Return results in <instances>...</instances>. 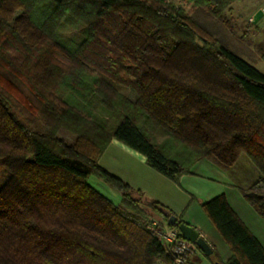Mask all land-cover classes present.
Masks as SVG:
<instances>
[{
	"label": "trees",
	"instance_id": "1",
	"mask_svg": "<svg viewBox=\"0 0 264 264\" xmlns=\"http://www.w3.org/2000/svg\"><path fill=\"white\" fill-rule=\"evenodd\" d=\"M186 1L222 17L240 0ZM112 139L173 182L198 160L245 154L260 177L240 191L264 218V73L166 0H0V264H171L142 207L185 222L99 164ZM201 209L229 249L223 264H264L223 193Z\"/></svg>",
	"mask_w": 264,
	"mask_h": 264
},
{
	"label": "crops",
	"instance_id": "2",
	"mask_svg": "<svg viewBox=\"0 0 264 264\" xmlns=\"http://www.w3.org/2000/svg\"><path fill=\"white\" fill-rule=\"evenodd\" d=\"M245 5L241 1L236 5L232 4L231 7L236 11ZM250 15L254 17V11ZM99 164L109 172L122 177L146 197L159 201L176 217L181 216V220L194 228L207 242L211 249L210 255L222 263L229 259V249L201 209V203L215 195L223 193L226 196L232 209L264 246V218L245 201L240 191L248 188L260 177V172L245 154H241L230 167L221 166L210 159L196 161L191 167V172L179 178V182H186L189 188L187 191L181 185L178 186L184 190L186 198L174 188L175 184L170 179L150 168L143 155L115 139L110 141L102 153ZM202 170L214 185L203 192L195 188L191 182L192 177L202 176L200 172ZM187 194L190 197L189 202ZM149 209L144 208L148 215L152 214ZM194 246L196 250L187 264H214L209 258L210 255H205L196 245Z\"/></svg>",
	"mask_w": 264,
	"mask_h": 264
},
{
	"label": "rangeland",
	"instance_id": "3",
	"mask_svg": "<svg viewBox=\"0 0 264 264\" xmlns=\"http://www.w3.org/2000/svg\"><path fill=\"white\" fill-rule=\"evenodd\" d=\"M167 2H171L175 5L176 8H181L187 15H191L194 17L199 23L205 26L214 36L226 47L240 56L243 60L250 63L257 70L264 73V0H240L235 1L234 5L239 2H244L246 5L242 8H237L236 11L233 8L227 7L222 14V17H215L207 10L200 7H193L190 2L186 0H166ZM231 4V5H232ZM254 11V17H251V13ZM119 91L127 96L128 90L119 87ZM67 100L72 101L74 103L78 102V99L75 97H66ZM15 111L20 112L23 117H27L31 119V117L24 112L23 109L17 104L14 107ZM108 111L102 107H99L94 112V119L100 123L107 121L108 119ZM110 122H112L110 120ZM58 137H67L68 139H72L71 135L68 134L64 129H60L57 132ZM166 133L163 130H158L155 135V141H161L165 138ZM202 176H194L192 177V184L199 191L203 192L208 188H211L213 183H211L206 177L205 172L200 171ZM112 173V172H111ZM114 174V173H112ZM116 175V174H114ZM118 176V175H116ZM120 177V176H118ZM123 179L122 177H120ZM218 179V178H217ZM124 180V179H123ZM125 181V180H124ZM172 181V180H171ZM87 182L94 187L99 193L104 195L113 203H119L121 200V194L102 181L95 175H89L87 178ZM173 182V181H172ZM175 184L174 188L179 190L178 192L182 195V197L186 198V193H183L184 190L179 189L178 186L184 187L187 191H189L186 186V182H173ZM161 186V184L159 183ZM177 186V187H176ZM188 202L189 194H187ZM187 202V200H186ZM142 208H149L143 206ZM151 210V209H149ZM152 211L151 216H155L159 219L162 217L157 214L155 211ZM182 213V212H181ZM180 213V214H181ZM164 221V220H163ZM164 222H167L166 220ZM212 257V256H211ZM212 261L220 262L212 257Z\"/></svg>",
	"mask_w": 264,
	"mask_h": 264
},
{
	"label": "built area",
	"instance_id": "4",
	"mask_svg": "<svg viewBox=\"0 0 264 264\" xmlns=\"http://www.w3.org/2000/svg\"><path fill=\"white\" fill-rule=\"evenodd\" d=\"M151 215H148L147 229L170 252L171 264H187L196 250L194 244L184 239L178 228Z\"/></svg>",
	"mask_w": 264,
	"mask_h": 264
},
{
	"label": "water",
	"instance_id": "5",
	"mask_svg": "<svg viewBox=\"0 0 264 264\" xmlns=\"http://www.w3.org/2000/svg\"><path fill=\"white\" fill-rule=\"evenodd\" d=\"M171 220H173V218H171ZM178 229L184 239L196 245L198 249H200L205 255L211 254V249L209 245L194 228H192L188 224L181 223L179 224ZM214 264H223V263L216 261Z\"/></svg>",
	"mask_w": 264,
	"mask_h": 264
}]
</instances>
